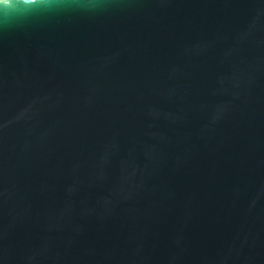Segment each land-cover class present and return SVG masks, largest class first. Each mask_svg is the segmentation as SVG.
Listing matches in <instances>:
<instances>
[{
    "label": "water",
    "instance_id": "water-1",
    "mask_svg": "<svg viewBox=\"0 0 264 264\" xmlns=\"http://www.w3.org/2000/svg\"><path fill=\"white\" fill-rule=\"evenodd\" d=\"M0 18V264H264V0H57Z\"/></svg>",
    "mask_w": 264,
    "mask_h": 264
},
{
    "label": "clouds",
    "instance_id": "clouds-1",
    "mask_svg": "<svg viewBox=\"0 0 264 264\" xmlns=\"http://www.w3.org/2000/svg\"><path fill=\"white\" fill-rule=\"evenodd\" d=\"M58 6L57 0H0V18L7 24L19 17L28 16Z\"/></svg>",
    "mask_w": 264,
    "mask_h": 264
},
{
    "label": "snow or ice",
    "instance_id": "snow-or-ice-1",
    "mask_svg": "<svg viewBox=\"0 0 264 264\" xmlns=\"http://www.w3.org/2000/svg\"><path fill=\"white\" fill-rule=\"evenodd\" d=\"M7 2V0H5V3Z\"/></svg>",
    "mask_w": 264,
    "mask_h": 264
}]
</instances>
